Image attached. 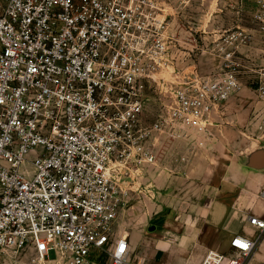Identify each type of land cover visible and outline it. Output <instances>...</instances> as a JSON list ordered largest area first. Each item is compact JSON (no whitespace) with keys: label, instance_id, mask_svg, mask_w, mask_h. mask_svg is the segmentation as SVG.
Returning <instances> with one entry per match:
<instances>
[{"label":"built area","instance_id":"1","mask_svg":"<svg viewBox=\"0 0 264 264\" xmlns=\"http://www.w3.org/2000/svg\"><path fill=\"white\" fill-rule=\"evenodd\" d=\"M252 2V30H225L219 67L203 76L191 63L196 44L183 52L189 64H176L159 0H0V253L124 264L120 169L155 163L160 141L209 124L245 73L264 125V62L235 55L264 45V0ZM171 65L174 81L156 78ZM247 221L254 237L235 234L199 264H247L264 217Z\"/></svg>","mask_w":264,"mask_h":264},{"label":"rangeland","instance_id":"2","mask_svg":"<svg viewBox=\"0 0 264 264\" xmlns=\"http://www.w3.org/2000/svg\"><path fill=\"white\" fill-rule=\"evenodd\" d=\"M159 1H163L168 33L176 37L181 50V55L176 57L179 65L189 64L184 61L186 54L183 52L192 50L195 44L196 50L192 54L195 61H191L193 65L206 70L210 64H219L221 58L216 44L221 41L225 30L251 26L252 0H210L207 4L203 0ZM191 34L196 38V43ZM259 54L258 50H254V46L240 47L235 52L247 67L254 58L258 63L262 62V53ZM168 71L162 73H166V76L160 75V71L156 78L174 81L171 74L172 65ZM240 83V88L229 97L222 108L211 115L212 121L210 119L209 124L189 132L190 140L166 138L155 148V163L141 164L134 169H120L116 180L126 191V196L117 221V233L125 236L128 231L143 230L146 235L152 234L164 215L169 216L172 222H194L196 218L204 217L206 210L217 211L220 205L232 212L237 208L240 196L245 198L241 202L245 209L255 204L252 200L254 193L247 189L244 191V185L237 187L234 184L239 179L248 183L256 179L255 172L241 168V164L245 161L247 151L259 141L258 136L264 137V125L257 121L258 132L244 136L230 132L235 131V128L232 123L224 120L228 115L260 117L258 111L254 116L253 111H249L248 104L254 97L248 83V74L241 75ZM244 101L246 104H242ZM153 118L151 110L147 119L152 121ZM222 132L225 133L224 137ZM194 136L196 139H193ZM196 140L198 142L194 143ZM261 141H264V138ZM192 143L195 146L190 149ZM189 215H193L190 220L187 217ZM202 219L205 229L203 237H212L215 228L209 224L206 226L207 218ZM216 242L219 251H226L219 240ZM101 258L110 260L106 254ZM0 264L54 263L39 262L32 251H25L18 254L0 253Z\"/></svg>","mask_w":264,"mask_h":264},{"label":"crops","instance_id":"3","mask_svg":"<svg viewBox=\"0 0 264 264\" xmlns=\"http://www.w3.org/2000/svg\"><path fill=\"white\" fill-rule=\"evenodd\" d=\"M203 1L207 4L210 0ZM162 2L160 1L161 4H163ZM252 28L253 25L251 24L248 29L252 30ZM251 46H254V50H258V54L259 52L262 53V62H264V45L256 41ZM253 62H257L256 58L253 59ZM219 64H210L211 66L206 70H202L198 65H196V67L201 75L208 76L217 71ZM179 66L181 69L185 68L182 64ZM163 72L164 71L161 73L159 72L160 75H162ZM248 83H250V74H248ZM250 88L252 89L251 86ZM252 93L254 98L250 101L248 107L249 111H253L252 115L254 116L257 111L258 114L260 113L262 103L258 100L254 91ZM245 102L246 101L242 104H246ZM228 108H230V106H228ZM228 116L229 117H226L224 120L228 123H232V127L235 128V131L230 132H237L244 136L258 132V122L256 117ZM221 135L224 137L225 133L222 132ZM207 137L210 138V136ZM262 138L264 137L258 136L259 141L254 143L253 147L249 149L246 154L256 148L264 147V141H261ZM179 139L181 141L190 140V133ZM193 139H196V136H194ZM162 142L163 141H160V143ZM196 142L198 141L196 140L194 143ZM193 145L195 146V144L192 143L190 149H193ZM241 166V168L244 167L255 172L256 179L252 183L239 179L234 185L237 187L244 185V191L247 189L254 193V198L252 200L255 204L246 207L245 209V205H242L241 203L245 198L240 196L237 200V208L232 212L227 210L226 207H223L224 205H220L217 211L206 210L205 214H203V216L207 218L205 219V224L206 226L209 224L210 227L213 226L215 228L214 231L216 232V235H218L217 238H215V232L212 237H203L205 229L203 228L204 221L202 218L204 217H198L194 222H172L169 219V216L164 215L162 216L163 220L159 222V226L152 234L146 235L143 230L126 232L125 236L128 240L129 256L124 264H199L208 250H219L216 247L217 240H219L227 250V245L235 234L241 233L246 234L249 237H254L255 230L248 224L247 216L256 215L264 217V169H252L247 167L244 163L241 164ZM187 217L190 220L193 218V215ZM94 264H111V262L110 260H103L102 258L98 261L95 260ZM247 264H264V237L259 239L255 251Z\"/></svg>","mask_w":264,"mask_h":264},{"label":"water","instance_id":"4","mask_svg":"<svg viewBox=\"0 0 264 264\" xmlns=\"http://www.w3.org/2000/svg\"><path fill=\"white\" fill-rule=\"evenodd\" d=\"M244 164L252 169H264V147L256 148L246 154Z\"/></svg>","mask_w":264,"mask_h":264},{"label":"bare ground","instance_id":"5","mask_svg":"<svg viewBox=\"0 0 264 264\" xmlns=\"http://www.w3.org/2000/svg\"><path fill=\"white\" fill-rule=\"evenodd\" d=\"M162 71H164V72H167L168 71V69H166V70H162ZM161 71V72H162ZM168 73H169V71H168ZM167 74L166 73H164L162 76H166Z\"/></svg>","mask_w":264,"mask_h":264}]
</instances>
